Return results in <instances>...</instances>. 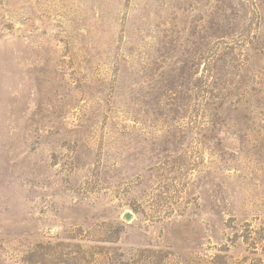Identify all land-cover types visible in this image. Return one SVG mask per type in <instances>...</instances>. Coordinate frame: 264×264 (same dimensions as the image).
I'll return each mask as SVG.
<instances>
[{"label": "rangeland", "instance_id": "obj_1", "mask_svg": "<svg viewBox=\"0 0 264 264\" xmlns=\"http://www.w3.org/2000/svg\"><path fill=\"white\" fill-rule=\"evenodd\" d=\"M0 264H264V0H0Z\"/></svg>", "mask_w": 264, "mask_h": 264}]
</instances>
